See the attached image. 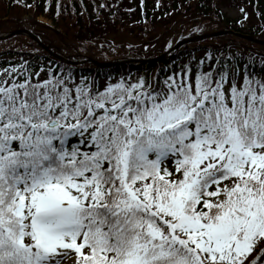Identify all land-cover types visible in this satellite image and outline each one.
<instances>
[{
    "label": "snow or ice",
    "instance_id": "snow-or-ice-1",
    "mask_svg": "<svg viewBox=\"0 0 264 264\" xmlns=\"http://www.w3.org/2000/svg\"><path fill=\"white\" fill-rule=\"evenodd\" d=\"M240 60L103 90L0 70V264H264V58Z\"/></svg>",
    "mask_w": 264,
    "mask_h": 264
},
{
    "label": "trees",
    "instance_id": "trees-1",
    "mask_svg": "<svg viewBox=\"0 0 264 264\" xmlns=\"http://www.w3.org/2000/svg\"><path fill=\"white\" fill-rule=\"evenodd\" d=\"M31 7H25V5ZM240 11L239 17H232L228 10ZM241 9H244L242 12ZM251 12L250 16L245 13ZM32 11L34 16L49 19L54 28H62L63 37L55 33L56 30L32 28L39 40L45 45H52L53 51L62 55L65 60L53 57L41 49L33 40L36 51L6 49L0 51V70L19 68L20 65L30 66L33 72L49 66L59 71L70 70L75 74L77 82L80 77L95 79L99 88L103 90L108 82H116L122 77L136 80L145 77L153 82L163 80L174 73H180L185 65L192 68V78L197 64L208 53L214 57L240 54V68L248 58H254L256 71L260 70V61L264 58V45L250 43L235 35L218 36L186 44L171 53L163 63L138 64L124 61L108 64L110 61L121 59L112 54V58L104 56L107 47V35L117 34L125 29L138 26L151 27L156 18L170 20L172 31L163 38H151V32L139 30L141 40L139 45L145 51H129L124 57L146 58L159 55L176 39L181 38L184 27L189 25L194 31L207 33L221 29H231L237 33L253 35L261 39L264 32L258 27V21L264 23V0H0V20L14 18L17 11ZM254 11V12H253ZM129 18H132L130 20ZM137 19V21H136ZM189 22L180 24L178 21ZM137 22L139 25H135ZM242 22V23H239ZM6 29H15L17 24L9 21ZM180 24L175 32L174 26ZM256 24V27H255ZM246 25V26H244ZM183 27V28H182ZM154 32V31H153ZM192 32V31H191ZM194 32V33H196ZM190 33V32H189ZM151 34V35H149ZM15 37V36H14ZM133 48V47H131ZM131 50V49H130ZM82 58H88L82 63H71ZM215 63V60L212 61ZM205 71L208 70L206 64ZM134 77V78H133ZM46 78V71L41 73ZM241 81L243 72H241Z\"/></svg>",
    "mask_w": 264,
    "mask_h": 264
},
{
    "label": "rangeland",
    "instance_id": "rangeland-1",
    "mask_svg": "<svg viewBox=\"0 0 264 264\" xmlns=\"http://www.w3.org/2000/svg\"><path fill=\"white\" fill-rule=\"evenodd\" d=\"M246 12H247V15L250 16L249 13L251 14V12L249 11V9ZM228 13L229 15L235 18L240 16V11H237L234 9L228 10ZM165 18L167 17H164L163 19ZM129 19L132 20V18H129ZM163 19H159L157 17L156 22L151 25V27L153 26L151 30H150V27L148 28L147 26H143V25L138 26L139 24L135 22L134 24L138 26L137 28L131 27L132 29H125V31L117 32V34L115 33L113 35H107V37L104 38V40L107 39L106 43L104 44L102 43L100 45L101 47L103 46L107 47V51H103L104 56L107 58H112L113 55H116V57H124L126 53L132 50L145 51L143 48L144 46L142 48L140 47L139 43L141 40L136 35L140 34L139 30H143V29L145 30L146 28L147 32H151V34L153 33L151 38H154V39H157V37L163 38L166 34L170 33L173 29L171 28L173 27V24H171L170 20H163ZM9 21H14L15 24H17V27L11 30L6 29V27H8L9 25L8 24ZM189 21L190 19H186L185 21H178V22L182 24V23L189 22ZM239 23H242V22H239ZM180 24H177L174 26L175 32L178 31V27L180 26ZM257 24H258L259 29H262V31L264 32V23L261 21H258ZM45 27L46 28L48 27L49 29H52V30H56L55 33L60 34L63 37V33H62L63 29L54 28V25L49 19H46L44 17L36 18L32 11L19 10L17 11V14L14 18H4L0 20V35L8 33L13 30H18V29H25V30L32 32L33 31L32 28H35V29L37 28L39 31H41L40 29H44ZM255 27H256V24H255ZM191 31L196 32L193 30L191 26L186 25L184 27V32L182 33V36H185V34ZM139 36L141 37V35ZM261 39H264V34L262 35ZM6 49L36 51L34 44L27 37L23 35H17L15 37H11L6 40L0 41V51L6 50ZM110 53H113V55ZM66 264H71V260H68Z\"/></svg>",
    "mask_w": 264,
    "mask_h": 264
},
{
    "label": "water",
    "instance_id": "water-1",
    "mask_svg": "<svg viewBox=\"0 0 264 264\" xmlns=\"http://www.w3.org/2000/svg\"><path fill=\"white\" fill-rule=\"evenodd\" d=\"M17 34H24V35L29 36L42 49H44L45 51H48L50 54H52V55H54V56L59 58L58 55L54 54L50 50V47L42 44L35 35H33L30 31L25 30V29H19V30H15V31H12V32H9V33L2 34V35H0V39H4V38H7V37H10V36H13V35H17ZM229 34H233V35H236L238 37L240 36V37L248 40L249 42L252 41V42L258 43V44H264V40H258V39L254 38L251 35L249 36V35H245V34H242V33H237V32L232 31L231 29L219 30L218 32L207 33L205 35H196L194 37H186V39H183V40L177 42L173 47H171L165 53H163V54H161V55H159L157 57L149 58V59H142V60H137V61H140V62H143V63H157V62L161 63V62H163L165 60V58L167 57V55L169 53H171L174 50H176L179 46H181L183 44H186V42H196V40H201V39H204V38H207V37H218L219 35H229Z\"/></svg>",
    "mask_w": 264,
    "mask_h": 264
}]
</instances>
